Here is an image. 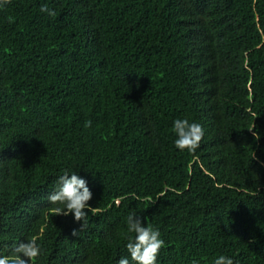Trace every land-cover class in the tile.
<instances>
[{
	"label": "trees",
	"instance_id": "1",
	"mask_svg": "<svg viewBox=\"0 0 264 264\" xmlns=\"http://www.w3.org/2000/svg\"><path fill=\"white\" fill-rule=\"evenodd\" d=\"M178 118L203 127L194 153ZM65 172L93 193L84 228L48 199ZM130 213L157 264H264V0L0 8V255L36 237V264H134Z\"/></svg>",
	"mask_w": 264,
	"mask_h": 264
},
{
	"label": "clouds",
	"instance_id": "2",
	"mask_svg": "<svg viewBox=\"0 0 264 264\" xmlns=\"http://www.w3.org/2000/svg\"><path fill=\"white\" fill-rule=\"evenodd\" d=\"M11 3V0H0V8H4ZM41 12L49 16H55L54 10L46 5L42 6ZM85 127H91V121L85 123ZM173 132L176 135L175 147L181 151L187 150L194 153L200 146L204 137L203 127L188 119H176L173 123ZM57 189L48 197L51 204L62 205L54 209L57 215H74L77 222H83L82 228L87 223L89 213L95 214L97 208L91 207L89 201L93 198V193L88 186V182L81 178L76 172H65L57 179ZM127 231L134 236L128 237L126 249L130 254L131 262L134 264H157L158 256L165 242L161 239V233L152 225L144 223L135 213H130L127 217ZM73 235H77L74 231ZM41 254L40 246L36 237H32L27 242L16 244L10 255H0V264H36L38 256ZM117 264H130L127 257H121ZM195 264V262H194ZM214 264H234L232 258L220 255L215 259Z\"/></svg>",
	"mask_w": 264,
	"mask_h": 264
}]
</instances>
